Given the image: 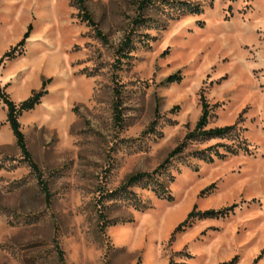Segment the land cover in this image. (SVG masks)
Returning <instances> with one entry per match:
<instances>
[{
	"label": "rangeland",
	"instance_id": "1",
	"mask_svg": "<svg viewBox=\"0 0 264 264\" xmlns=\"http://www.w3.org/2000/svg\"><path fill=\"white\" fill-rule=\"evenodd\" d=\"M172 1L84 0L93 25L72 0H0V88L17 103L49 77L17 115L34 166L0 98V264H264V0ZM200 95L205 127L234 133L187 140L152 172ZM214 143L210 162L193 153ZM135 172L171 199L125 185ZM193 204L227 209L171 236Z\"/></svg>",
	"mask_w": 264,
	"mask_h": 264
},
{
	"label": "trees",
	"instance_id": "2",
	"mask_svg": "<svg viewBox=\"0 0 264 264\" xmlns=\"http://www.w3.org/2000/svg\"><path fill=\"white\" fill-rule=\"evenodd\" d=\"M72 1L77 8L76 16L78 18L85 19L90 24L94 25L92 18L87 12L84 0H72ZM172 2L173 3L171 4V6L174 9H178L180 12L197 13L201 11V5L198 3H193V2L185 1V0H182V1L173 0ZM29 29H30V24H27L26 30L23 32L22 37L13 46H11L9 50L4 52L3 54L4 56L10 55L17 46H20L23 43L24 37L27 35ZM127 41L129 40L127 39ZM122 54L126 55L128 53L123 51ZM47 80H49V77L42 80L41 86L38 90H32L28 96L18 101L17 103L11 100L7 96V94L0 88V98L3 100V102L6 105L5 120L10 127V130L14 137L16 145L19 147L22 155L30 160L29 163L32 166H34V163L32 162L30 158V154L25 146L23 133L20 129L17 115L23 110H28L32 108L35 104L39 102L40 96L46 92V90L44 89V84H45V81ZM165 80L168 82L177 81L179 80V76H177L175 73H171L165 77ZM117 102H118L117 100H114L113 105H112V109L114 111L113 115L115 118L120 117L119 103ZM200 103H201L200 112L194 122L193 128L184 133L181 141L168 151L166 157L158 164V166L152 172H160L159 171L160 168H162L168 162L171 156H173L176 152L180 150L182 145L187 140L196 139L199 141H204L211 136H225V135L227 136V135H231L232 133H234V124H226V125L214 126V127H205L206 122L208 120L209 113L207 109V103L203 99L202 95H200ZM153 123H154V119L150 121V125H152ZM215 144L217 143L206 145L205 147L201 149L195 150L193 153L200 159L210 162L213 160L211 153L215 154L217 157L222 156V154L216 149ZM142 178H145V179L147 178L148 180H155L154 185L150 186L149 188L152 190V192L156 196L164 197L168 200L171 199V195L168 191L165 190L166 187L164 186V184L158 179L152 177V174L150 173L135 172L133 174H130L126 179L125 185H130L133 182L139 179H142ZM147 179H146V182H149L147 181ZM42 188L46 190L45 185H43ZM226 209L227 207H223L217 210L215 209L197 210L195 209V204H193L192 208L187 211L185 217L174 226V228L171 231V236H173L175 232L183 230V228L186 225H189L190 222L194 218H201V217L208 216V215L221 214ZM57 252L61 258V250L58 249ZM234 260H235V256H233L229 262H226V264H231ZM167 264H177V263L168 261Z\"/></svg>",
	"mask_w": 264,
	"mask_h": 264
}]
</instances>
